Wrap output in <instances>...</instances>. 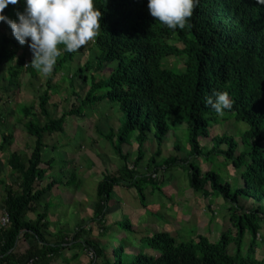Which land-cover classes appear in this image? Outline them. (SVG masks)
<instances>
[{
    "label": "trees",
    "instance_id": "1",
    "mask_svg": "<svg viewBox=\"0 0 264 264\" xmlns=\"http://www.w3.org/2000/svg\"><path fill=\"white\" fill-rule=\"evenodd\" d=\"M12 6L5 8L6 16ZM16 6L24 10L23 0ZM94 6L102 12L101 28L93 41L98 51L94 70L101 71L107 62L116 61L117 66L105 80L86 76V71L92 69L90 61L79 66L69 77V87L77 97L79 94L73 91L75 78H79L81 89L89 82L84 98L52 118L48 104L52 90H58V86L53 89V78L67 69L74 56V52H64L46 80V90L38 95V112H33V105L19 106L24 131L34 138V144L29 156L12 152L7 161L17 183L16 188L4 187L2 208L8 223L0 225V264H53L65 249L79 243L81 248L93 251L91 264H264V254L260 259L255 256L258 248L264 250V5L256 0H199L187 24L175 30L149 14L147 0H94ZM0 39V66L15 62L7 79L9 85L17 84L21 72L35 75L37 69L26 63L24 53L18 55L16 49L10 48L1 27ZM168 57L179 59L183 69L166 68L163 62ZM102 88L105 93L98 94ZM214 90L227 91L234 101L233 108L225 111L229 117L220 116L206 104L207 96ZM106 99L119 106L122 117L116 133L110 129L101 138L108 141L123 165L111 174L103 173L98 181L92 217L76 226L70 238L59 232L51 242L47 238L49 205L43 203L40 209V203L59 181L41 186L53 162L42 159V151L49 146L45 138L62 134L67 118L87 119V107L93 108ZM167 117L172 118L175 128L187 125L191 154L197 156L202 155V149L196 136L199 133L207 137L210 124L232 118L248 125L240 142L225 134L212 138L225 146L223 156L238 172L240 185L233 188L214 170L203 173L198 166L187 164L193 192L203 193L206 198L221 197L229 204V227L215 242L197 233L193 234L195 240L179 241L176 233L157 232L139 239L141 251L135 255L124 253L122 246L112 249L116 261L110 263L105 249L92 239L87 226L91 223L101 232L106 230L108 204L116 187L135 189L145 206V186L154 184V190H159L161 177L152 179V174L177 163L185 166L186 160L178 157L166 158L161 165L155 162L169 135ZM152 132L157 149L148 163L156 164L155 169L141 173L136 169L144 160V143ZM131 137L138 144V152L129 163V154H123L122 145ZM11 140V135L2 136L0 152ZM240 144L243 149L238 151ZM240 199L252 200L256 207H247ZM30 213L33 219L28 218ZM123 228L131 230L129 223H124ZM245 238L249 243L243 252ZM22 241L28 245L20 253ZM231 244L235 247L233 254L229 252Z\"/></svg>",
    "mask_w": 264,
    "mask_h": 264
},
{
    "label": "rangeland",
    "instance_id": "2",
    "mask_svg": "<svg viewBox=\"0 0 264 264\" xmlns=\"http://www.w3.org/2000/svg\"><path fill=\"white\" fill-rule=\"evenodd\" d=\"M17 11L23 10L13 5L7 16L15 20ZM0 27L1 32L6 34L10 41V48L16 49L18 55L24 53L26 63H31L33 53L28 44H19L6 23L0 22ZM93 41H89L74 52L72 63L67 65V69H62L54 76L52 86L53 89L58 86V90L57 92L56 89L52 90L48 104L52 118L59 117L64 111L84 98L89 88V82L81 89L77 82L79 78H75L73 91L79 94L77 97L71 93L72 89L69 87V77L76 72L79 66L90 61L92 69L86 71V76L94 75L96 79L102 80L107 79L116 68V61L107 62L101 71L95 72L98 51L94 47ZM1 42L0 39V45ZM173 43L177 44V40H174ZM59 47L62 51L58 59L64 54V46L60 45ZM14 64L13 61L0 66V144L3 135L12 137L10 145L0 152V220L4 215L2 208L5 198L4 187L8 185L16 188L17 183L16 176L7 164L8 158L12 152H18L25 157L29 156L34 144V138L24 131V119L18 112L19 106L33 105V112L37 113L38 95L46 90V80L51 74L45 75L36 70L35 75L32 76L21 72L17 84L10 86L7 79ZM163 64L169 69L175 68L178 71L183 69L181 61L175 57L166 58ZM65 77L68 78L63 80ZM97 93L104 94L105 89L102 88ZM85 111L87 119L67 118L65 131L62 134H53L45 138L46 145L49 146L42 151V159L43 161L53 159V162L50 165L51 170L44 177L41 186H45L52 180L59 181V185L46 194L43 202L40 203V209L43 203L49 205L47 238L51 242L56 240L59 232V235L62 236V233H67V238H70L76 226L91 218V210H93L96 200V185L102 178V174H106L105 172L111 174L123 165L112 146H109L108 141L101 138L110 129L116 133L120 127L119 119L122 117V112L119 106L106 99L93 108L87 107ZM171 119L167 117L170 127L169 135L162 143L161 154L156 156L155 162L157 165H161L166 158L178 157V159L186 160L185 166L177 163L164 172L160 170L162 173L158 170L156 177H161L157 184L159 190H154L156 188L154 184L145 186L143 192L145 206L140 203L135 189L116 187L105 217L107 231L101 232L91 223L87 226L91 230L92 239L98 246L105 249L106 259L110 263L116 261V257L112 255V249L122 246L124 253L135 255L141 251L139 239L157 232H167L173 235L176 233L179 241L181 239L184 241L195 240L193 234L197 233L215 242L219 240L220 234L229 227L226 213L229 204L221 197L206 198L203 193L193 192L189 185L187 164L198 166L203 173L208 169L214 170L223 181H230L233 188L240 185L241 182L237 179L238 172L223 156L225 146L216 144L212 138L225 134L231 135L237 142H240L241 135L248 129V125L242 122L237 123L232 118L216 125L210 124L207 137L199 133L196 136L202 149V155L197 156L191 154L187 125L175 128L172 126ZM97 132L101 133H98L101 135L100 137ZM174 147L178 150L175 151ZM156 149L157 143L154 140V132H152L147 135L144 143V160L136 170L141 173L153 172L156 164L148 162ZM242 149L240 144L238 151ZM122 152L129 154L128 161L132 163L138 152V144L134 137H131L127 144L122 145ZM240 200L239 202L247 207H256L252 200ZM28 218L33 219L34 215L30 213ZM124 223H129L131 230L123 228ZM248 243V238H245L243 252L247 249ZM27 245L28 242H20L18 252L21 253ZM88 251L85 247L81 248L80 243L76 244L70 249H65L61 257L53 264H91L93 259L90 258ZM143 252L145 253V250ZM229 252L232 254L235 252L233 244L229 246ZM263 254L264 250L258 248L255 256L260 259Z\"/></svg>",
    "mask_w": 264,
    "mask_h": 264
},
{
    "label": "clouds",
    "instance_id": "3",
    "mask_svg": "<svg viewBox=\"0 0 264 264\" xmlns=\"http://www.w3.org/2000/svg\"><path fill=\"white\" fill-rule=\"evenodd\" d=\"M19 2L0 0V22L11 28L19 44H28L33 53L30 64L45 75L53 72L61 55L60 45L64 52H76L99 34L102 12L94 6V0H23L24 10L16 12L17 19L4 14L9 4ZM256 2L264 5V0ZM198 3L199 0H147V8L152 17L175 30L187 24ZM205 102L220 116L234 104L227 91L217 90Z\"/></svg>",
    "mask_w": 264,
    "mask_h": 264
},
{
    "label": "built area",
    "instance_id": "4",
    "mask_svg": "<svg viewBox=\"0 0 264 264\" xmlns=\"http://www.w3.org/2000/svg\"><path fill=\"white\" fill-rule=\"evenodd\" d=\"M152 177L155 178V177H156V174H153ZM7 223H8V217H7L6 214H4L3 217H2L1 220H0V225H1V226H4V225H6ZM88 254H89V256H90L91 259L94 258L93 251L89 250V251H88Z\"/></svg>",
    "mask_w": 264,
    "mask_h": 264
},
{
    "label": "crops",
    "instance_id": "5",
    "mask_svg": "<svg viewBox=\"0 0 264 264\" xmlns=\"http://www.w3.org/2000/svg\"><path fill=\"white\" fill-rule=\"evenodd\" d=\"M103 175V174H102ZM93 208H94V206H93ZM92 215H93V210H91V217H92ZM47 220H48V217H47ZM182 221V218H181V220H180V222ZM168 223H169V221H168ZM107 229H108V227L106 226V230H105V232L107 231ZM171 235H173V234H171ZM100 247V246H99ZM149 253V252H148Z\"/></svg>",
    "mask_w": 264,
    "mask_h": 264
}]
</instances>
